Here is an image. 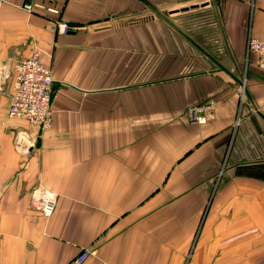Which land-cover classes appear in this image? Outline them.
<instances>
[{
	"label": "crops",
	"instance_id": "obj_1",
	"mask_svg": "<svg viewBox=\"0 0 264 264\" xmlns=\"http://www.w3.org/2000/svg\"><path fill=\"white\" fill-rule=\"evenodd\" d=\"M23 1L0 0V264L82 248L84 264H264V70L246 53L264 0ZM34 49L52 77L42 132L6 115ZM198 102L212 118L190 126ZM36 188L56 196L48 217Z\"/></svg>",
	"mask_w": 264,
	"mask_h": 264
},
{
	"label": "built area",
	"instance_id": "obj_2",
	"mask_svg": "<svg viewBox=\"0 0 264 264\" xmlns=\"http://www.w3.org/2000/svg\"><path fill=\"white\" fill-rule=\"evenodd\" d=\"M21 8L27 12L41 9L56 13L51 6H44L36 0H24ZM57 34H65L68 26L63 20L52 23ZM246 53L255 57V64L264 70V36L261 38L248 35L246 39ZM12 87L6 115L12 119L22 120L30 128L38 132L51 127V97L52 77L50 70L40 60V52L34 49L27 57L18 59L12 65ZM186 122L190 126H200L212 118L210 103L198 102L187 105L185 109ZM35 137H31L26 130H17L13 135V146L19 153H27ZM54 193L43 188H36L30 192L31 207L48 217L55 206ZM88 248H82L65 264H84L89 256Z\"/></svg>",
	"mask_w": 264,
	"mask_h": 264
},
{
	"label": "water",
	"instance_id": "obj_3",
	"mask_svg": "<svg viewBox=\"0 0 264 264\" xmlns=\"http://www.w3.org/2000/svg\"><path fill=\"white\" fill-rule=\"evenodd\" d=\"M196 7V5H191V8ZM182 9H187V7H184Z\"/></svg>",
	"mask_w": 264,
	"mask_h": 264
}]
</instances>
